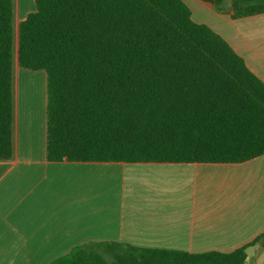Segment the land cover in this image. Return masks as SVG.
<instances>
[{"label":"trees","instance_id":"trees-1","mask_svg":"<svg viewBox=\"0 0 264 264\" xmlns=\"http://www.w3.org/2000/svg\"><path fill=\"white\" fill-rule=\"evenodd\" d=\"M233 20L264 0H201ZM20 24L21 68L47 75L52 163L239 164L264 155V82L183 0H35ZM13 0H0V160L13 156ZM118 242L51 264H244Z\"/></svg>","mask_w":264,"mask_h":264},{"label":"crops","instance_id":"crops-1","mask_svg":"<svg viewBox=\"0 0 264 264\" xmlns=\"http://www.w3.org/2000/svg\"><path fill=\"white\" fill-rule=\"evenodd\" d=\"M183 1L264 82V14L233 20L228 7ZM13 9V156L0 160V264H51L103 242L232 253L264 234V155L239 164L49 162L47 75L18 60L20 24L36 2L13 0ZM247 255L244 264H264V244Z\"/></svg>","mask_w":264,"mask_h":264},{"label":"rangeland","instance_id":"rangeland-1","mask_svg":"<svg viewBox=\"0 0 264 264\" xmlns=\"http://www.w3.org/2000/svg\"><path fill=\"white\" fill-rule=\"evenodd\" d=\"M206 6H208L206 3H204ZM213 10V9H212ZM203 11V12H202ZM194 12L196 14V17H200V15L202 14L203 16H205L206 18H209V12L208 11H204V10H197L196 8H194ZM215 16H217L216 14H221L219 12V10H213V13H211ZM251 20V19H250ZM249 23H253L254 21H248Z\"/></svg>","mask_w":264,"mask_h":264}]
</instances>
